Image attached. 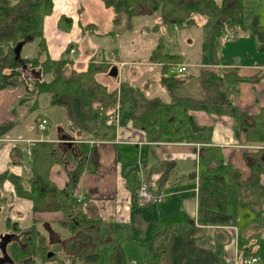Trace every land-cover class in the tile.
Returning a JSON list of instances; mask_svg holds the SVG:
<instances>
[{
    "label": "trees",
    "instance_id": "1",
    "mask_svg": "<svg viewBox=\"0 0 264 264\" xmlns=\"http://www.w3.org/2000/svg\"><path fill=\"white\" fill-rule=\"evenodd\" d=\"M100 1L112 11V29L105 36L131 31L136 17L156 15L158 19L149 30L159 31L161 27L195 26L197 17L202 16L213 18L215 37H237L250 33L258 40L259 50L264 52V25L259 22L256 14V0ZM52 9L53 0H0V46L5 47V53L0 56V90L23 88L28 94L46 95L50 107L63 109L69 124V130L63 133L78 141L74 143L73 149L79 150L80 160L77 167L69 171L68 182L59 189L50 180V171L55 164L61 165L64 162L63 155L67 152L65 147L57 140L35 141L30 147V157L24 162L21 145H12L11 162L26 164L27 173L16 175L9 170L0 173V214H3L7 231L24 241L17 243V247L13 242L10 243L7 253L17 264L49 261L47 251L51 247L40 226L45 224L51 227V224L32 219L29 225L23 228L18 226L13 205V197L16 196L31 201L33 215L60 212L62 216L56 226L66 232L68 237L77 232L86 237V242L77 248L73 256L66 257V260L64 256L62 264H135L126 260L120 242L116 240L117 232L105 233L102 229L103 220L86 216L82 206L72 200L82 171L87 169L94 172V166L90 165L92 160L89 156L90 148L85 143L86 137L103 139L114 136L115 123L107 126L105 122L118 110L119 105V124L130 121L134 127L146 133L155 132L160 138L177 137L181 128L190 120L188 112L201 110L218 116H233L234 129L245 134L248 144L264 146V107L257 114L236 113L233 102L241 82H258L263 74L260 72L253 77H243L239 75L238 68L231 65L220 67L216 72L200 70L197 78L204 92L201 99L172 97L169 102H165L160 97H148L142 88L125 78L119 80L118 87L109 89L98 78L102 74L111 76L110 71L113 73L115 69L118 70L114 62L91 59L80 70L75 69L70 59L50 58L43 36V21L44 17L52 13ZM81 12L82 5L78 9V13ZM60 21L67 23L66 29L71 27L72 19L61 16ZM87 27H96V24L82 26L81 30ZM21 41L23 46L29 42L35 43L33 56L22 57L20 52V57L15 58L13 49ZM161 50H165L162 42L156 45L146 61L161 64L160 84L171 91L188 76L169 72L172 62L175 64L183 61L182 55L166 51L161 53ZM215 57L218 58L217 55ZM118 74L111 77H117ZM27 79L31 80L32 86ZM42 119L39 118L38 123ZM72 131L78 135H72ZM242 158L249 168L248 179L243 181L235 178L233 173L240 176L239 171L232 173L230 184L221 171L201 176L198 195L200 225L191 222L181 229H152L154 244L150 258L140 264H218L219 253L197 243L202 238L204 226L230 225L233 196H236L235 206L250 207L254 213L264 203V185L261 183V176L264 175V147L244 152ZM169 163L172 164L162 162L160 166ZM168 176L169 172H166L160 177V187ZM6 181L13 186L11 193L4 190ZM260 218L264 235V209H261ZM219 233L223 234L221 231ZM251 256H258L257 251L246 248L240 260Z\"/></svg>",
    "mask_w": 264,
    "mask_h": 264
},
{
    "label": "crops",
    "instance_id": "2",
    "mask_svg": "<svg viewBox=\"0 0 264 264\" xmlns=\"http://www.w3.org/2000/svg\"><path fill=\"white\" fill-rule=\"evenodd\" d=\"M255 2L257 4V0ZM78 9L79 0H53L52 13L44 17L43 21V36L51 59L67 58L86 65L87 61L91 59L98 60V50L106 55L104 43L98 44L97 38L94 37L97 23L90 22L86 18L83 22L79 17ZM256 14L259 22L264 25V3L257 8ZM61 16L72 19L69 29H66L68 25L65 21L59 22ZM91 23L96 24V27L85 29L84 32L89 36L84 40V46H81L84 39L81 36L84 33L81 28ZM237 38H239L236 40L238 45L243 46H241L240 52L245 56V59L234 56L231 62L223 63L221 57L217 62L190 64L187 59L183 58L179 65H185L186 70L182 76H188V78L171 91L156 83L157 86L165 89L163 98L156 94L157 91L151 90V83L135 84L134 79L129 81L142 88L148 97H160L163 101L169 102L172 97H192L194 99L203 97L204 92L200 82L199 85H194V88L200 86L202 92L192 95L190 94L191 90H186L188 81H196L191 78H197L200 72L197 69L195 73H191L189 70L191 65L196 68L201 67V70L215 71L217 68L231 65L237 67L239 75L243 77H253L261 72L263 76L258 82H241L239 84V93L233 101L236 113L257 114L264 107V52L259 50V43L254 35L245 33L240 34ZM113 40L114 37L108 36L105 42L108 44ZM235 47L233 46V49ZM70 48L74 49V52L68 51ZM95 49L96 51H94ZM103 59L114 62L115 65L118 62L120 64L126 62L119 60L117 54L115 59L102 58L100 60ZM137 63L140 64V61ZM144 63L148 66H156L159 68V72L161 70L159 63ZM144 80H148V78ZM148 91L151 92L149 95ZM41 95L28 94L23 88L0 90V173L5 170L16 175L27 173L26 164L21 165L18 161L11 162L12 145L7 142V139H33L35 141L46 139L56 142L63 131L69 130L64 113V119L57 120L59 123L54 128L55 130L50 129L52 122L50 117L46 113L37 112L38 97ZM48 108L54 112V117L60 113L54 108L49 106ZM188 114L190 115L189 122L181 128L180 134L172 139L160 138L155 132L146 133L142 129L134 127L130 121L120 123L116 127L114 136L111 135L105 142H94L93 139L86 137L87 142L85 143L90 148L89 156L92 160L90 165L94 166V172L87 169L82 171L75 193L80 192L85 199L77 202L75 195H72V200L82 206V212L86 216L102 219V229L105 233L117 232L116 240L120 242L128 262L140 264L150 258V251L154 244L152 229L156 231L181 229L191 222L196 226L200 225L198 195L201 176L210 174L212 171L213 173L221 171L229 184L232 182L230 178L234 171L240 172L241 177L233 173V176L239 180L246 181L249 177V168L242 158V153L257 147L248 144L245 134L234 129L233 116H218L201 110H190ZM39 118L48 120L47 132L39 130L37 126ZM71 134L78 135L75 131H72ZM20 147L22 149V145ZM65 150L67 152L63 155L64 162L61 165L55 164L50 171V180L59 189H62L68 182L69 171L75 169L80 160L77 148ZM162 162H171L172 164L160 166ZM166 172H169V176L160 187L158 181ZM141 179L147 181L148 189L151 192L166 190L167 194L164 200L160 203L138 204L135 198V189ZM261 183L264 185V175ZM12 189L13 186L10 182H4L6 192L11 193ZM234 197L236 198V196ZM13 205L14 211H16L15 216L18 217L15 222L21 228L29 225L32 219L40 223L49 222L51 227H54L62 216L60 212L33 215L31 201L16 196L13 197ZM231 209L230 225L204 226L202 238L197 242L198 245L217 251L219 261L222 260L224 264L241 262V255L246 248L252 251L256 250L260 257V250L253 247L244 232L248 227L249 220L251 223L255 220L250 207L232 206ZM239 210L241 214L243 212L241 218L238 215ZM259 224L261 227V223ZM0 230H7L1 214ZM219 231L223 234H218ZM59 232L66 234L63 231ZM262 236L264 237L263 234ZM85 238V236L81 237L83 240ZM74 244L75 242L69 243L68 245L71 247L69 249L74 251Z\"/></svg>",
    "mask_w": 264,
    "mask_h": 264
},
{
    "label": "rangeland",
    "instance_id": "3",
    "mask_svg": "<svg viewBox=\"0 0 264 264\" xmlns=\"http://www.w3.org/2000/svg\"><path fill=\"white\" fill-rule=\"evenodd\" d=\"M262 3H264V0H257L256 11L257 8ZM80 5H82V12L80 13L81 16L79 15L80 19L82 18L83 21L86 18V20H89L90 22L97 23V31L95 33L96 35L94 34V37L97 38L99 42L98 44L104 43V47L106 49L105 52L106 55H103L102 52L98 50V55H97L98 60L97 59L95 60L100 61V59L102 58L115 59V55L117 54V58L119 60L126 61L123 64H120V62L116 64L118 65L117 67L119 71L117 77L106 76L105 74L99 76L100 78L98 79L101 82L105 83L109 89L118 87L119 80L123 79L124 77L130 81L134 79L135 84L136 83L140 84L142 82L151 83L150 85L151 90L157 91L156 94L159 96L161 95V97L163 98L165 89L161 88L160 86H157L156 84V83L160 84L159 68H157L156 66H148L144 63V62L147 63L146 59L148 58L149 54L160 42H162L163 45L165 46V50H161L160 51L161 53L166 51V52H173L176 54H180L182 55L183 58L187 59L190 64L195 62L198 63L200 62L204 63L210 61L213 62L221 57L223 63L231 62L234 56L237 58L240 57L242 59H245V56H243L242 53L240 52L241 51L240 48L242 45H238V42H236V40H238L239 38L229 35L228 36L224 35L223 37L220 38L214 36L213 18L198 16L196 20L197 25L195 26H183V27L169 26V27H161L159 31H152L149 30V28L153 27L154 24L156 23L158 19L156 15L136 17L133 20L134 28L131 31L121 34V37L120 35L119 36L111 35V37H114V40L107 44V42H105V39L108 36H105L104 34L107 31H109V29H112L111 20H110L112 19V11L109 8H106L101 3L100 0H79V7ZM81 36L84 38L81 43V46H84V40L88 39L89 34L84 32L83 34H81ZM233 46L236 47L233 49ZM35 47L36 46L34 42L26 43L21 50V56L22 57L33 56L35 54V49H36ZM232 49L233 51H231ZM94 51H96V49ZM4 53H5V47L0 46V56L3 55ZM215 55H217L218 58H216ZM224 56H227L228 58ZM72 61L74 66L76 67L75 69L82 70L85 68V64L78 63L76 62L77 60H72ZM137 61H140V64L137 63ZM170 61H175V60L171 59ZM88 62L89 61H87V63ZM172 63L173 64L171 65V67L179 64V63L174 64V62ZM197 69L201 70L202 68L201 67L196 68L194 67V65H191V67H189L191 73H195ZM211 71L216 72L215 70H211ZM147 73L148 75H146ZM145 78L146 79L148 78V80H144ZM191 79H195L196 81L193 80L188 81L186 90L187 91L191 90L190 94L192 95H196L200 91L202 92L200 86L194 88V85H199V81L197 80V78H191ZM27 82L30 86H32L31 85L32 82L30 79H27ZM17 88L15 87L13 89H17ZM9 89L12 88H7L3 90H9ZM149 93L151 92L148 91L147 94L149 95ZM37 103L39 105L37 112L40 114L46 113L52 121L50 124V129L53 130L54 128H56L59 123L57 122V120L59 118L64 119L63 109L59 107H51L54 108V110L60 111V113L54 117L53 115L54 112H51L52 110L48 108V106L50 107V104L46 95L39 96ZM117 106H118V115L120 117L119 105ZM115 125L117 127L119 126V123L117 122L115 123ZM108 138H103V139L93 138V140L94 142H105L106 140H109ZM259 146H256L257 148H255L254 150H257ZM24 155H23V161L25 162L27 159ZM262 177L263 176H261V179ZM231 203L232 206L236 207L235 206L236 198L234 196L232 197ZM261 209H264V203H261L259 207L256 208V213L254 212L252 213V216L255 220L253 223H251V220H249L247 224L248 227L244 232L246 233V237L251 241L253 247L255 249L260 250L259 258L261 260V264H264V247H263L264 237L262 236V230H261L262 228L260 227L259 224L261 222V218H260ZM238 215L241 218L243 212L241 214V211L239 210ZM218 264H224V262L220 260Z\"/></svg>",
    "mask_w": 264,
    "mask_h": 264
},
{
    "label": "flooded vegetation",
    "instance_id": "4",
    "mask_svg": "<svg viewBox=\"0 0 264 264\" xmlns=\"http://www.w3.org/2000/svg\"><path fill=\"white\" fill-rule=\"evenodd\" d=\"M40 229L45 233L48 245L51 248L47 251V257L49 258V261L42 262L41 260H39L37 261V264H62V260L65 261L66 257L73 256L76 253L75 251L77 250V248H79L80 246L82 247V245L86 242V238L85 240L81 239V237L84 236L82 233L77 232L74 235L68 237L67 234L59 232L61 230L56 225L54 227H50L48 225L42 224V227L40 226ZM14 231L17 233L16 230ZM7 233L13 232L0 230V235H5ZM1 240L2 239L0 238V264H17L12 260V258L10 257L11 255H8L7 248L12 242L17 247V243H21L24 240L14 236L5 238L3 241ZM71 242H75L74 251L73 249H69L71 247H69L68 244Z\"/></svg>",
    "mask_w": 264,
    "mask_h": 264
},
{
    "label": "built area",
    "instance_id": "5",
    "mask_svg": "<svg viewBox=\"0 0 264 264\" xmlns=\"http://www.w3.org/2000/svg\"><path fill=\"white\" fill-rule=\"evenodd\" d=\"M68 51L74 52V49L70 48ZM186 70L185 65H174L170 67L169 72L174 75H180L183 74ZM118 110L115 111L114 114H112L108 119H106V124L111 125L112 123H117L118 122ZM38 128L39 130L43 131L46 129L47 126V119L43 118L39 123H38ZM7 142L10 143L11 145H22V150L23 152L29 157L31 155V150L30 147L31 145L35 142L33 139H18V138H10L7 139ZM78 142V141H76ZM166 190H160L159 192H151L148 189V183L146 180L141 179L135 189V198L138 204L140 205H147L151 203H160L164 200V197L166 196ZM75 197L77 202H81L85 199V197L80 193L77 192L75 193ZM232 264H261L260 259L258 256H251L248 257L241 262L237 263L234 262Z\"/></svg>",
    "mask_w": 264,
    "mask_h": 264
},
{
    "label": "water",
    "instance_id": "6",
    "mask_svg": "<svg viewBox=\"0 0 264 264\" xmlns=\"http://www.w3.org/2000/svg\"><path fill=\"white\" fill-rule=\"evenodd\" d=\"M23 46V42H18L17 45L14 47L13 51H14V55L15 58H19L20 57V52H21V48ZM118 72L117 69H115V71L112 73V71L109 72V74L111 76H116V73ZM58 143H60L63 147H65V149H70L72 150V148L74 147V143L75 140L73 139V137L71 135H67L66 133H63L62 135H60L58 137ZM60 234V233H58ZM15 237L14 233H7L5 235H0V238L2 239L1 241H3L5 238H10V237Z\"/></svg>",
    "mask_w": 264,
    "mask_h": 264
}]
</instances>
